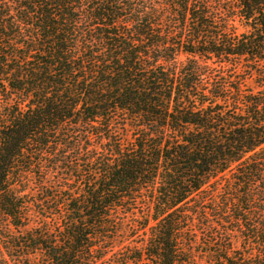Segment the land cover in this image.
Here are the masks:
<instances>
[{
    "label": "trees",
    "instance_id": "1",
    "mask_svg": "<svg viewBox=\"0 0 264 264\" xmlns=\"http://www.w3.org/2000/svg\"><path fill=\"white\" fill-rule=\"evenodd\" d=\"M130 221L134 264H264V0H0V264Z\"/></svg>",
    "mask_w": 264,
    "mask_h": 264
},
{
    "label": "rangeland",
    "instance_id": "2",
    "mask_svg": "<svg viewBox=\"0 0 264 264\" xmlns=\"http://www.w3.org/2000/svg\"><path fill=\"white\" fill-rule=\"evenodd\" d=\"M229 1L234 2V0H229ZM135 215L137 217H140L141 212H136ZM138 227H139L138 223L136 222L133 223L130 221V223L124 224L121 228V233H120L121 239L118 247V253L120 255L119 256L120 264H134L132 261H130V259H126V258H131L132 256L134 257L136 248H138L141 244V238L138 237V234L135 236L131 234L132 231L137 232ZM198 264H205V262L200 260Z\"/></svg>",
    "mask_w": 264,
    "mask_h": 264
}]
</instances>
